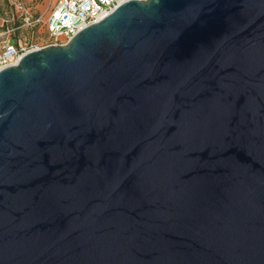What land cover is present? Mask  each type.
<instances>
[{"label": "water", "instance_id": "obj_1", "mask_svg": "<svg viewBox=\"0 0 264 264\" xmlns=\"http://www.w3.org/2000/svg\"><path fill=\"white\" fill-rule=\"evenodd\" d=\"M0 264H264V0H127L0 69Z\"/></svg>", "mask_w": 264, "mask_h": 264}, {"label": "built area", "instance_id": "obj_2", "mask_svg": "<svg viewBox=\"0 0 264 264\" xmlns=\"http://www.w3.org/2000/svg\"><path fill=\"white\" fill-rule=\"evenodd\" d=\"M126 1L52 0L46 22L47 45L66 44L81 29L98 22ZM31 50L34 49L0 38V69L16 64L21 56Z\"/></svg>", "mask_w": 264, "mask_h": 264}, {"label": "rangeland", "instance_id": "obj_3", "mask_svg": "<svg viewBox=\"0 0 264 264\" xmlns=\"http://www.w3.org/2000/svg\"><path fill=\"white\" fill-rule=\"evenodd\" d=\"M51 4L52 0H0V38L27 49L46 46Z\"/></svg>", "mask_w": 264, "mask_h": 264}, {"label": "trees", "instance_id": "obj_4", "mask_svg": "<svg viewBox=\"0 0 264 264\" xmlns=\"http://www.w3.org/2000/svg\"><path fill=\"white\" fill-rule=\"evenodd\" d=\"M18 24L16 23V26H17Z\"/></svg>", "mask_w": 264, "mask_h": 264}]
</instances>
